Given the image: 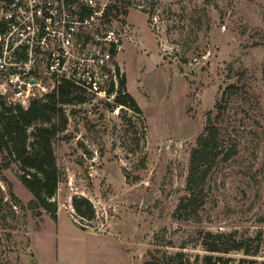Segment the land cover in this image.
Instances as JSON below:
<instances>
[{"label": "rangeland", "instance_id": "rangeland-1", "mask_svg": "<svg viewBox=\"0 0 264 264\" xmlns=\"http://www.w3.org/2000/svg\"><path fill=\"white\" fill-rule=\"evenodd\" d=\"M124 19L111 25L129 27L116 62L142 113L88 93L85 102L64 105L68 128L54 140L59 221L38 206L19 164L0 152L9 163L0 175L5 199L11 188L23 202L13 206L12 228L0 220V262L165 264L182 252L185 264H201L210 253L202 234L210 230L249 241V253H214L218 264H263L264 0H134ZM233 83L221 123L245 147L213 175L217 203L187 219L176 208L191 149L221 89ZM251 164L260 169L258 188L245 172ZM76 194L93 202L95 218L76 214Z\"/></svg>", "mask_w": 264, "mask_h": 264}, {"label": "trees", "instance_id": "trees-1", "mask_svg": "<svg viewBox=\"0 0 264 264\" xmlns=\"http://www.w3.org/2000/svg\"><path fill=\"white\" fill-rule=\"evenodd\" d=\"M120 1L115 0L109 5L105 20L110 26L115 19L125 20L124 17L129 13L132 3ZM154 5L155 3L153 2L151 11H154ZM146 12H148L147 9ZM119 70L118 66V72H120ZM126 84V77L122 73L113 104L116 106L124 105L141 114L142 109L135 97L126 90ZM235 86L233 83L221 89L216 104L213 109L208 111L206 124L191 149L185 193L179 198L176 208V213L183 215L187 219L191 218L193 214L199 216L200 211L205 210L207 203H217L213 187L216 186L214 185L216 179L213 180V175L221 165L238 158L242 151V146L245 147V143L233 138L227 128L221 123V116L225 108L223 104L224 98L228 89ZM86 100L85 91L68 81L60 85L57 93H50L44 98L33 99L27 108L20 104H7L0 99V152H5V154L13 157L15 162L19 164L22 183L34 195L38 206L44 208L56 221L58 219V204L54 197L59 189L61 171L54 140L68 128L69 113L64 105L85 102ZM114 105L109 103L112 108ZM122 117L126 119L124 114ZM233 132L246 136L243 132L236 129ZM136 145L138 146V142H136ZM8 165L9 163L0 161L1 176H4L3 169ZM246 170V174L250 175V179L254 181L255 187L258 188L260 184L258 183L260 169L253 171L251 164L246 167ZM211 181H214V183L212 184ZM10 194L11 200L5 199L4 190L0 184V220L3 226L7 228H12L10 225L11 221H14L17 217L13 206H23V202L11 188ZM72 204L76 214L82 220L95 218L96 210L93 202L88 197L76 194L72 198ZM81 227L86 228L84 222ZM247 241L238 239L235 233L232 232L205 231L202 234L201 243L210 253L203 256L201 264H218L222 258L213 255L214 253L242 249L249 253V241ZM183 256L184 253L182 252L170 255V257L166 258L165 264H185ZM178 257L180 261L176 262ZM255 262L251 261L252 264ZM0 264L19 263L0 262ZM150 264L162 263H160L159 259H155Z\"/></svg>", "mask_w": 264, "mask_h": 264}, {"label": "built area", "instance_id": "built-area-1", "mask_svg": "<svg viewBox=\"0 0 264 264\" xmlns=\"http://www.w3.org/2000/svg\"><path fill=\"white\" fill-rule=\"evenodd\" d=\"M114 1L0 0V99L27 108L66 81L114 98L122 74L116 59L129 30L106 22Z\"/></svg>", "mask_w": 264, "mask_h": 264}, {"label": "crops", "instance_id": "crops-1", "mask_svg": "<svg viewBox=\"0 0 264 264\" xmlns=\"http://www.w3.org/2000/svg\"><path fill=\"white\" fill-rule=\"evenodd\" d=\"M59 212H60V209L58 210V219H57V221H59V219H60V216H59ZM122 250H123V252L125 253V257L127 256L126 254V251L124 250V244H123V247H122ZM127 258V257H126ZM127 260V259H126ZM127 262V261H126Z\"/></svg>", "mask_w": 264, "mask_h": 264}]
</instances>
